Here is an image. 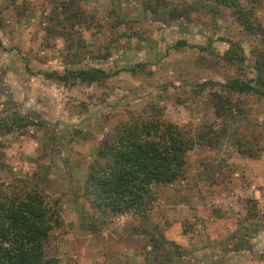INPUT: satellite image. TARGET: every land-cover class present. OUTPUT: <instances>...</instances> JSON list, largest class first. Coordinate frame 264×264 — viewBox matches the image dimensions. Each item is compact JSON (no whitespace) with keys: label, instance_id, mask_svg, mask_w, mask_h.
Returning a JSON list of instances; mask_svg holds the SVG:
<instances>
[{"label":"rangeland","instance_id":"1","mask_svg":"<svg viewBox=\"0 0 264 264\" xmlns=\"http://www.w3.org/2000/svg\"><path fill=\"white\" fill-rule=\"evenodd\" d=\"M239 1L240 14L205 0H0V120L42 122L0 127V184L44 177L61 209L47 247L56 264H264V97L224 88L264 66V0ZM233 46L242 62L225 59ZM90 69L135 71L93 84L48 76ZM214 93L231 106L225 121ZM143 116L226 133L187 153L148 212L91 233L89 166L116 126Z\"/></svg>","mask_w":264,"mask_h":264},{"label":"trees","instance_id":"2","mask_svg":"<svg viewBox=\"0 0 264 264\" xmlns=\"http://www.w3.org/2000/svg\"><path fill=\"white\" fill-rule=\"evenodd\" d=\"M219 3L240 14L239 0H205ZM246 25V22H241ZM231 47L225 53L228 61L242 62ZM121 69L106 73L99 69L69 72L63 76L49 74L63 82L74 81L83 84L98 83L111 79L123 72ZM226 92L255 94L264 97V66L255 68L251 80L231 79L224 86ZM212 104L215 117L225 121L231 106L228 100L213 94ZM42 125L32 117L11 113L0 120L4 134ZM224 129L212 126L194 136L172 123L148 120L141 117L133 124L121 123L96 152L84 186L92 212L83 218L82 226L91 233H97L111 219L127 213H146L153 201L155 188L174 183L184 176L186 155L196 145L215 147ZM6 165L0 162V169ZM44 177L31 176L18 180L6 187L0 184V264H56L57 260L48 254L49 235L61 223L60 203L46 194ZM251 208H255L252 205ZM254 212L253 209L249 214ZM161 247L159 243H155ZM153 246V247H156Z\"/></svg>","mask_w":264,"mask_h":264}]
</instances>
